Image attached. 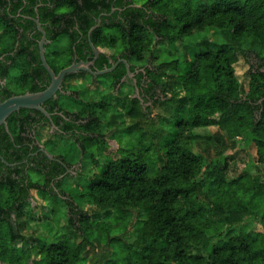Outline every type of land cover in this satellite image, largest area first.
Returning <instances> with one entry per match:
<instances>
[{
  "label": "trees",
  "instance_id": "trees-1",
  "mask_svg": "<svg viewBox=\"0 0 264 264\" xmlns=\"http://www.w3.org/2000/svg\"><path fill=\"white\" fill-rule=\"evenodd\" d=\"M25 1L29 5L34 0ZM22 3L18 0L16 4ZM41 3L53 5L50 37L57 42V38L67 35L70 53L75 31L72 25L61 22L66 13L79 20L80 30L86 35L96 24L95 18L90 19L92 15L97 19L100 12L119 8L107 20L101 17V25L91 32L90 42L103 50L98 66L101 68L105 63L111 67L108 58L115 61L118 53L124 54L125 60L135 66H145L150 83L149 90L144 92L150 99L142 92L138 97L130 96L131 89L139 86L135 82L126 92L123 83L119 93L113 94L112 87L126 74L123 65H118L112 73L98 76L108 83L102 86L97 83L93 92L86 90L82 94L74 88L80 82L75 79L78 76L65 77V86L76 96L66 95L70 102L61 103L62 96L58 93L51 107L61 104L64 107L60 109L71 121L64 122L62 129L71 132L69 137L75 144L79 143L82 154L90 146L107 143L101 118L111 111L114 113L105 128L120 119L124 134L137 136L138 145L130 150L118 146L116 156L107 154L100 165L93 159L94 169L85 184V194L95 223L88 212L66 198L70 212L68 224L80 233L79 241L50 243L48 247L31 245V251L36 254L31 264H84L87 256L89 263L86 264H264V229L255 233L240 231L227 239H221L212 230L217 221L233 226L264 211V180L255 177L249 167L229 179L227 163L231 159L229 154L243 142L245 147L255 146V162L264 166V72L260 70L264 66V0H219L208 7L194 8L173 6L164 0L140 3L137 0H42ZM203 31L219 34L223 39L184 42L195 32ZM160 42L175 49L181 42L183 53L173 52L180 59H168L169 48L162 49ZM249 49L253 50L259 65L253 68L249 64L245 86L238 81L234 65L240 58L249 62ZM106 50L111 51L109 57ZM163 50L166 59L161 58ZM50 51L48 63L55 73L70 64L65 50L50 48ZM21 66L22 75L18 80L21 91H40L42 88L31 86L30 63L25 61ZM76 74L83 76L84 72ZM110 75L114 82L109 80ZM86 79L91 84L99 78L90 80L86 76ZM156 88L164 98L158 99L163 110L157 114V126L149 117V106H144L145 102L154 100ZM28 113L29 110L21 109L22 124L12 119L8 125L17 145L25 139L21 132L29 124ZM57 119L62 117L56 115L54 123ZM208 128L215 131L198 141L197 130ZM2 132L1 140L14 148L6 131ZM211 142L222 146L213 156ZM197 145L204 147L198 151ZM41 156L42 159H35V162L39 159L38 166L30 168L40 179L23 177L29 180V185L9 174L0 177V261L7 264H27L32 259L27 249L13 248L16 241L27 237L24 233L27 215L22 207L30 191L65 195L61 189L60 193L52 186L47 189L44 182L63 173L59 162L67 160L53 155L59 161L50 162ZM3 158L11 161V157ZM47 164L53 166L48 172ZM23 168L16 169V175H24ZM132 211L137 216L144 213L145 219L140 227L133 222L128 229V215ZM113 212H121L119 223H126L116 235H110L111 224L101 219L102 213L108 216ZM92 231L98 232L97 235L90 236ZM101 234L106 236L105 241ZM134 234V241L129 243ZM116 243L115 252L105 251ZM96 248H101V256L95 254Z\"/></svg>",
  "mask_w": 264,
  "mask_h": 264
},
{
  "label": "flooded vegetation",
  "instance_id": "flooded-vegetation-1",
  "mask_svg": "<svg viewBox=\"0 0 264 264\" xmlns=\"http://www.w3.org/2000/svg\"><path fill=\"white\" fill-rule=\"evenodd\" d=\"M3 1H6V3H2ZM12 1V2H11ZM23 3L16 4L18 0H1L0 2V102H4L5 100L9 99L13 96L22 95L25 93H34L39 91H29L28 89H25L24 91H21V87L18 84V80L20 76L22 75L21 69L22 64H24L25 61H28L30 63V66L28 67L29 74H31L30 80H31V86H37L39 88H42L40 91L44 90L50 83V76L47 73V71L43 68L40 56H39V42L43 36L42 32L39 30V27L44 32V42H43V49H44V56L45 60L48 63V58L50 57L49 52L51 45L54 43H60L65 41L66 46L63 50L67 52V47L69 45L68 36L63 35L57 38V42H55L54 39L50 37V28H52L50 22H51V15L53 10V5L48 4H42V0H34L33 3L29 4L22 0ZM17 6V7H16ZM128 6V5H127ZM16 7V8H15ZM15 8V9H14ZM116 9L119 8H111L109 12H100L97 16L92 15L90 19L95 18L96 24L95 25H101V17H104L105 20H107L109 17L112 16V12H114ZM15 10V11H14ZM121 10V9H120ZM45 19L44 22H42L40 19ZM16 19V20H14ZM94 20V19H93ZM63 24L66 25H72L73 30L75 31L73 40H72V46H71V53L67 52L68 57L71 59V63H78V62H86L89 65V68L93 72H97L100 70H104L107 67L105 63L101 64V68L98 66L101 59V54L103 50L101 48L94 47L96 52L92 50L90 45V36L88 35L89 30L95 26L93 25L90 27L88 32L83 34V31L80 30L79 27V20L72 14L66 13L63 20H61ZM114 22L116 23V18L114 19ZM11 27V28H10ZM26 27V28H25ZM46 27L48 29H46ZM71 33L72 30H70ZM91 35V34H90ZM86 42L89 44L87 45ZM93 45V44H92ZM62 50V51H63ZM108 53L107 57L110 56L111 51L106 50ZM65 52V53H66ZM97 53V55H96ZM124 54L118 53L114 58H108V61L115 65L112 71V73L118 65H123L125 70V64L123 61H125L128 66L129 70L131 72V76L126 74L120 78V81L116 84V87H112L113 94L117 95L122 87V84L124 83L125 86V92L128 90V88L132 87L135 83L139 84V86L131 90V97L139 96L140 92L144 94V97L146 99H150L149 95H147L144 91L149 90L148 84L149 79L147 78L145 74V66H135L132 62H128L123 57ZM69 64V65H70ZM68 65V66H69ZM258 60H256V63L254 64L253 68H256L258 66ZM50 67V65H49ZM112 67V66H111ZM52 69V67H50ZM110 68V67H109ZM130 68H133L132 70ZM53 70V69H52ZM261 71L264 72V66L260 68ZM54 72V70H53ZM55 73V72H54ZM87 76L90 77V80H96L98 76L100 75H92L88 72H84ZM57 74V73H55ZM142 74V76H139ZM113 75V74H112ZM112 75H110L109 80L111 82H114L112 79ZM138 77V78H137ZM135 82V83H134ZM66 84V78L63 81V88L62 92L60 93L61 96H76L74 91L68 90ZM123 84V85H124ZM159 89H155L154 93L155 96L158 95ZM58 95V94H57ZM55 96L45 103L42 104V107L46 110V112L49 114V117L45 116L41 112L37 110H29V124L24 126V131L21 132V136L25 138L22 142V144L17 145L15 143L14 137L9 133L8 131V125L10 124V121L13 119L15 120L18 125L22 124V120L24 117L21 114V109L18 111L13 112L6 118V128L4 125H0V177H4L5 174H9V176L13 179H17L18 181H21L29 185V178L31 179L30 175V168H36L37 162L39 159H37L35 162L36 157L41 158V155L46 156L43 153V150L47 151L46 145L40 143V137L39 133H42V130L46 129L47 137L49 134L55 135V137H61V138H67L72 141V139L69 137L71 135V132H67L62 129V126H64V122L71 121V118H69L67 115H63V110L61 111V106L57 105L54 107L52 106V101L57 99L58 96ZM154 96V97H155ZM59 103V102H58ZM148 102H145L147 104ZM63 107V106H62ZM64 108V107H63ZM58 115L59 117H62V119H57L58 122L54 123V118ZM76 122V121H75ZM77 121L76 123H78ZM53 124V125H52ZM3 131H6L9 142L12 143L14 148L10 147V144H6L1 138L3 137L2 134H4ZM72 130L76 131L75 128H72ZM2 132V133H1ZM76 145L79 146V143H76ZM8 148H5V147ZM80 147V146H79ZM49 161H59L56 158H53ZM3 156L11 157V161H6ZM49 159V158H48ZM68 162V163H67ZM60 161L59 163L62 164V167L64 168V172L61 173L57 178H52L49 182H44L46 188L53 187V190L57 193L60 190V184L62 179L70 176L71 169L75 166V163H71L70 161ZM25 166H22V165ZM24 167V175H16L15 170L21 169ZM52 165L47 164L46 172L50 171L52 168ZM76 167V166H75ZM27 177V180H24L23 177ZM43 179V178H42ZM49 186H47V184ZM56 186H59L57 188ZM60 193V192H59ZM30 195V194H29ZM62 198H65L63 194H59ZM30 196L27 198L29 200ZM0 264H7L5 262L0 261Z\"/></svg>",
  "mask_w": 264,
  "mask_h": 264
},
{
  "label": "rangeland",
  "instance_id": "rangeland-1",
  "mask_svg": "<svg viewBox=\"0 0 264 264\" xmlns=\"http://www.w3.org/2000/svg\"><path fill=\"white\" fill-rule=\"evenodd\" d=\"M168 2L173 6H181V7H189L194 8L198 5H202L204 7H208L212 5L214 2L219 0H164V2ZM226 1V0H225ZM245 1V0H241ZM142 2V0H137V3ZM214 34V33H213ZM207 33V31L203 32H195L193 35L185 38L184 42L191 41L193 43L198 42L202 39H206L209 42H215V40L218 39V41H221L220 39H223L219 34L213 35ZM183 44L180 42L177 44V47H168L162 42H160L159 46L162 49L169 48V55H166L168 59H175L178 58V55H173V52L177 53H183L184 47ZM66 46V42H60V43H54V45H51L50 48H53L55 50H63ZM254 46V45H253ZM156 49V48H155ZM253 50H247V52H250L251 55L248 58V63L244 61L243 58L238 59L236 64L234 65L235 74L239 82L243 83L245 86L247 84V81L249 77L246 74V71L248 69L249 64L254 65L256 63L255 54L252 52ZM165 50L163 52L161 51V58L164 57ZM166 59V57H164ZM180 59V57H179ZM183 59V58H182ZM63 60H66V57H64ZM162 60V59H161ZM160 61V58L159 60ZM157 61L154 62L157 64ZM64 62V61H62ZM78 76V77H77ZM85 76V77H84ZM86 74L84 73L83 76L81 74H73L72 77L76 80H79V83H76L77 90L82 91L85 93L86 90H90L96 86L98 83L99 85H104L105 82H107L104 77H98V81L95 83H88L86 80ZM70 78V77H69ZM68 78V79H69ZM88 78V76H87ZM86 79V80H85ZM87 82L89 85L87 89V85L85 84ZM108 83V82H107ZM102 88V87H100ZM90 91L88 93H90ZM105 93L108 91L107 88L104 90ZM91 94V93H90ZM161 97L163 98V93L159 90L158 95L155 96L153 101H150L149 103L145 104L144 106H149L150 108V114L149 117L153 119V122L156 124H159L157 114L161 113L163 108L161 107V104L158 103V99ZM97 98V97H96ZM67 102L65 96H62L61 103ZM114 112L111 111L105 116H102L101 120L103 122V131L105 133V140L108 139L107 143L104 145H97L96 146H90L88 148L87 153L82 154L80 151V147L76 145L73 141L67 139V138H61V137H55V135H50L47 137L46 129L42 130V133H40V143L46 145V152L50 154L55 155H61L63 156L67 161H70L71 163H75V166L71 169V175L67 176L62 179L60 183V189L65 194V198H62L59 194H48V193H41L37 190H31L30 191V198L23 204V212L27 215V219L25 220L26 226H25V232L26 233V239L25 240H18L13 244V248L15 249H27L29 254L31 253L32 259L36 257V254L31 251V245H42L43 247H48L50 243L54 244H62L64 241H70L72 243H76L80 239V233L73 231L74 226L71 227L68 224V216L70 214L68 204L66 203V198L70 201H73L74 204H77L81 207L83 211H86L91 215L90 218L91 221L94 220V216L92 215V207L88 204H86V188L85 184L88 181L90 171H93L94 166L92 165L93 159H95L99 165L104 161V157L108 155H115L114 152L117 149L118 146H121L123 149H132L135 148L138 144V138L135 135H127L124 134L123 127L124 124H121L122 122L120 119H118L117 123L114 125H110V127L107 129L105 128V124L110 119V115ZM128 124V121L125 122V126ZM200 134V139L198 141L204 140L206 135L209 133H212L215 131L214 128H208V129H199L197 130ZM203 145H197L196 148L198 151H201ZM116 148V149H115ZM222 149L221 145H217L214 142L210 143V155L213 156V154L219 152ZM231 155V159H227L228 163V178L231 179L232 177L236 176V174L242 172V170L245 167H249L250 171L254 174L255 177L263 179L264 180V166L257 164L256 161V148L254 145H249L247 147L243 146V142H239V147H236V149L229 154ZM116 156V155H115ZM100 170V169H99ZM30 175L33 179H40L38 174L34 171H30ZM57 191V190H56ZM95 211V210H94ZM101 219L104 221H108L109 224L112 226V230L109 231L110 235H116L119 230L123 229V226L126 223H119V221L122 218L121 212H113L112 214L104 215V213L101 214ZM97 219V218H96ZM101 219L97 221H101ZM144 213L140 216L136 215L135 211H132L128 215V221L129 224L133 222H137L138 227L142 224L144 221ZM96 221V220H94ZM93 222V221H92ZM103 222V221H102ZM95 223V222H93ZM117 223H119L117 225ZM131 224L128 225V229H130ZM121 225V228L119 227ZM76 226V225H75ZM125 227V226H124ZM264 229V211L260 210L256 212L254 216H250L245 218L241 223L233 226H227L223 222H215L212 226V230L215 233L220 234L221 239H227L230 236L236 235L240 231H246V232H252L255 233L257 231H260ZM75 230H77L75 228ZM90 233V232H88ZM98 233V232H97ZM96 231H92V234L90 236H96ZM102 235V240L105 241L106 236ZM135 234L132 235L128 242L131 243L135 239ZM220 242V240H218ZM105 242H103L104 244ZM108 252H115L117 250V243L113 244L108 247H106ZM96 255L101 256V248H96ZM113 257V254L110 255ZM86 263H89V256L85 257L84 260ZM91 262V260H90ZM84 263V264H86Z\"/></svg>",
  "mask_w": 264,
  "mask_h": 264
},
{
  "label": "water",
  "instance_id": "water-1",
  "mask_svg": "<svg viewBox=\"0 0 264 264\" xmlns=\"http://www.w3.org/2000/svg\"><path fill=\"white\" fill-rule=\"evenodd\" d=\"M137 7V5H136ZM98 26H93L89 32L88 35L90 36L91 32ZM39 30L42 32L43 36L39 42V56L40 61L43 66V68L47 71V73L50 76V83L49 85L42 91L34 92V93H25L18 96L10 97L9 99L5 100L4 102H0V125H4L5 128L7 126L6 124V118L12 114L15 111H18L19 109H27V110H37L44 114L45 116L49 117V114L46 112V110L42 107V104L48 101L49 99L55 97L58 93L62 92L63 88V81L67 75L70 74H76L80 71L88 72L92 75H103L106 74L114 68L115 65H112L110 68H106L104 70H100L97 72L91 71L89 68V65L86 62H78V63H71L69 66L61 69L57 74L53 72V70L49 67L45 60L44 56V49H43V42L45 39L44 32L39 27ZM91 48L93 51L96 52L95 48L93 47L92 43L90 42ZM97 55V53H96ZM126 67L127 74L131 76V72L129 70L128 64L123 61ZM53 125V124H52ZM43 153L46 155L47 158L52 159V156L49 155L45 150H43ZM32 260L29 261L27 264H31Z\"/></svg>",
  "mask_w": 264,
  "mask_h": 264
}]
</instances>
